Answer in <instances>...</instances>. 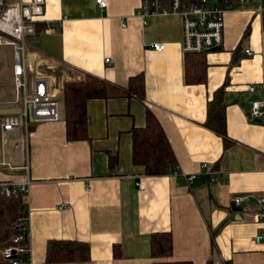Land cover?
Masks as SVG:
<instances>
[{
  "label": "crops",
  "instance_id": "crops-1",
  "mask_svg": "<svg viewBox=\"0 0 264 264\" xmlns=\"http://www.w3.org/2000/svg\"><path fill=\"white\" fill-rule=\"evenodd\" d=\"M106 2L100 8L96 0H46L27 39L32 69L62 65L72 78L88 73L118 87L142 72L144 98L89 100L87 140L66 139L63 102L55 122L0 133V182L30 180L23 200L31 264H45L51 239L88 243L89 264H263L264 242L253 238L264 232V222L255 220V197L264 192V114L248 118L252 101L264 104L262 17L225 12L223 46L206 53V82L186 84L180 17L157 16L144 25L136 14L139 0ZM157 42L162 51L151 47ZM11 53L0 45V57ZM12 64L0 74V108L20 107ZM223 84L227 148L204 126L207 104ZM146 108L164 129L181 176H146L132 164L128 130L144 125ZM112 151L115 169L108 165ZM245 195L237 215L230 203ZM167 231L172 255L151 258L150 234Z\"/></svg>",
  "mask_w": 264,
  "mask_h": 264
},
{
  "label": "built area",
  "instance_id": "built-area-1",
  "mask_svg": "<svg viewBox=\"0 0 264 264\" xmlns=\"http://www.w3.org/2000/svg\"><path fill=\"white\" fill-rule=\"evenodd\" d=\"M220 2V3H219ZM100 8L106 7V0H96ZM46 0H0V45L12 50V82L20 111L15 115L0 116V133H9L17 127L28 129L32 123L55 122L59 119L58 98L51 88L49 76L34 71L28 55V41L36 32L35 24L44 15ZM229 10H250L264 17V0H139L137 16L144 25L157 16L177 15L181 19L182 49L184 53L209 52L224 43V14ZM46 32H50L47 29ZM156 51L165 48L163 43H153ZM245 54L251 55L249 48ZM109 62V58L105 59ZM32 73V75H30ZM254 88L250 87V91ZM264 114L261 101L251 102L248 111L250 121H256ZM181 176L180 172H173ZM183 176V175H182ZM187 181L196 176H183ZM30 180L22 182H0V193L5 196L27 193ZM248 196L233 198L236 206ZM257 208L255 220L264 222V192L255 197ZM26 219L18 218L15 225L20 230L13 243L0 249V256L11 264H31L30 242ZM254 242H264V232L254 236ZM264 264V263H263Z\"/></svg>",
  "mask_w": 264,
  "mask_h": 264
},
{
  "label": "trees",
  "instance_id": "trees-1",
  "mask_svg": "<svg viewBox=\"0 0 264 264\" xmlns=\"http://www.w3.org/2000/svg\"><path fill=\"white\" fill-rule=\"evenodd\" d=\"M188 1V0H186ZM197 1V0H189ZM220 3V2H219ZM264 28V17L262 18ZM248 28L246 29L247 32ZM207 52H191L184 54V79L186 84H203L207 78ZM238 59L234 60L237 63ZM225 84L219 87L207 104V115L204 126L218 135L223 142V148L232 141L226 134L225 117ZM145 82L143 73L130 76L125 87H118L104 79L88 73L66 79L60 88V96L64 105V121L66 139L79 141L88 139L87 104L92 99L108 100L110 98L132 95L143 99ZM131 135V162L142 168L146 176H161L178 171L177 160L168 138L154 113L146 108L143 126L132 125L128 130ZM118 164L117 151L108 152V165L115 169ZM179 172V171H178ZM25 218L27 223V206L23 194L5 196L0 193V249L13 243V238L20 231L15 225L18 218ZM150 257L160 259L170 257L173 252L171 232H154L149 236ZM214 249V245L212 244ZM114 254L118 249L114 248ZM89 244L78 240L51 239L46 243L45 264H89ZM0 264H11L0 256ZM152 264H191L189 261H153ZM205 264H231V262H216L209 259Z\"/></svg>",
  "mask_w": 264,
  "mask_h": 264
},
{
  "label": "rangeland",
  "instance_id": "rangeland-1",
  "mask_svg": "<svg viewBox=\"0 0 264 264\" xmlns=\"http://www.w3.org/2000/svg\"><path fill=\"white\" fill-rule=\"evenodd\" d=\"M11 64H12V53L10 55L7 54L4 56H1L0 57V74L4 73L5 71H10ZM40 72L44 75L49 76L51 80L52 92H54L58 98L59 115H61L62 99H61V96H59L60 90L58 88L62 87L64 80L70 79L73 76H68V74L70 73L69 70L65 69L62 65H58L52 70L47 69V71L45 68L44 69L42 68V70L40 69Z\"/></svg>",
  "mask_w": 264,
  "mask_h": 264
},
{
  "label": "water",
  "instance_id": "water-1",
  "mask_svg": "<svg viewBox=\"0 0 264 264\" xmlns=\"http://www.w3.org/2000/svg\"><path fill=\"white\" fill-rule=\"evenodd\" d=\"M220 49H221L220 47H217L216 49H213V51L220 50ZM19 111H20L19 108H0V116L15 115V114H18ZM230 209L233 212H236L237 215L242 211V207L241 206H236L234 204V202L230 203Z\"/></svg>",
  "mask_w": 264,
  "mask_h": 264
}]
</instances>
